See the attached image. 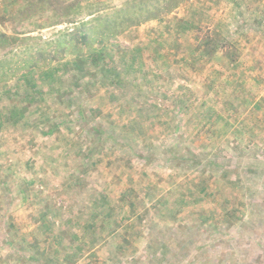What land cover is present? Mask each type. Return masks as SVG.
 Here are the masks:
<instances>
[{"label": "rangeland", "instance_id": "obj_1", "mask_svg": "<svg viewBox=\"0 0 264 264\" xmlns=\"http://www.w3.org/2000/svg\"><path fill=\"white\" fill-rule=\"evenodd\" d=\"M163 2L12 0L0 6V34L33 39L0 60L23 66L68 43L61 34L77 31L62 20L73 15L116 19L145 3L146 17ZM237 2L184 0L107 38L115 70L71 71L55 89L41 85L46 95L19 123L4 120L0 264H264V0ZM97 28H84V56L103 46ZM206 39L235 44L238 68L221 51L195 54ZM114 71L125 85L111 84ZM21 97L1 99L0 115ZM210 106L221 118L206 126Z\"/></svg>", "mask_w": 264, "mask_h": 264}, {"label": "trees", "instance_id": "obj_2", "mask_svg": "<svg viewBox=\"0 0 264 264\" xmlns=\"http://www.w3.org/2000/svg\"><path fill=\"white\" fill-rule=\"evenodd\" d=\"M183 1L184 0H164L161 7L160 5L153 4L154 7H152V12H156V14L154 15L153 13L147 15L146 17L142 13L144 11H147L148 13L151 11L147 7L148 5L145 3V6L143 3L141 4V6L126 5L124 9L120 10L118 18L116 19H102L101 16H99L93 17L92 20L85 21L84 18L78 20L80 18L79 15H73L71 18L62 20L72 23L77 31V34H61V37H71L66 38V42L68 43L63 44L61 42H55L57 44L54 49L55 51L49 52L48 54H46V50L44 49L37 50L32 54V56L30 55L31 57L29 55L27 57H24L23 62H25V65L23 66L20 65L21 62L16 65L13 62L0 60V85L3 86L2 88H0V100L3 98L11 99V97L13 96L21 97L19 88L24 91V95L20 99L21 105L12 103V105L7 108L6 118L4 117V114L0 115V129L3 126L5 119L12 122L13 124L19 123L20 120L26 116V112L29 110L32 102L37 98L38 94H40V96L46 95L45 93L41 92V89L39 88L41 85L45 84V86H52V88H54V84L58 79V81L61 82L65 81L67 75H69L71 71L74 72V70L85 72L90 70L91 67H100L105 73L111 70H115L112 65V62L114 61H112V58H110L111 61L108 59L109 57H111V55H108V49L107 47H105V43L108 40L107 38L116 37L118 34L127 31L132 27L140 26L145 22L151 20H159L161 19V14L171 13ZM233 1L236 2L235 4L237 6H240L237 0ZM92 15L93 13H88L87 16ZM102 20L105 22L102 23ZM93 22H98L97 30H99V34L97 40L102 43L103 46L100 49H94L92 53L84 56V48H92V42L89 41V33L85 31L84 28L89 24H92ZM32 39V37H23L22 39L15 37H6L4 34H0V49H8V47L16 44V42L18 41L24 43ZM234 46L235 44L228 41H223L221 44L219 42L211 44L210 39H206L199 44L200 48L196 50L195 54H198V51L201 54H198V56L213 58L218 52L221 51L225 55L226 62L229 67L237 69L240 63V59H237V57L234 56V53L230 49ZM68 53L74 54V61L65 60V57ZM137 62V59H133L131 61L129 60L127 63H129V67H132L134 64H137ZM20 68L24 71L21 73H17V70H19ZM115 72L116 71H114V75H112L111 84L118 86L125 85L124 79ZM236 79L238 81H241L243 78L241 75H239ZM14 80H16V88L14 90L7 88L8 82ZM146 83L150 84L149 81H147ZM69 89L70 87L67 86L66 92L68 94L71 93L70 91H68ZM174 99L175 109L179 108L180 105L185 104V102L187 101V97L184 94L175 96ZM210 99L213 100L214 97ZM158 106L160 105H156L155 107L158 108ZM215 115H217L216 109L210 106L206 107V109L204 110V114L200 118L203 119V124H206V126H208L214 120ZM220 118L221 117L217 115V119ZM149 120L153 122L152 128L154 129L158 125L157 123L160 121L158 115L150 116ZM207 122H209V124ZM224 122L226 126L229 124L228 121ZM167 128H171L170 132L173 133L176 130L173 129L172 126H168ZM163 132L168 133L165 132V130ZM202 191H204V188L202 189ZM46 226L49 228L50 224L47 223ZM75 238L78 237L76 236Z\"/></svg>", "mask_w": 264, "mask_h": 264}, {"label": "built area", "instance_id": "obj_3", "mask_svg": "<svg viewBox=\"0 0 264 264\" xmlns=\"http://www.w3.org/2000/svg\"><path fill=\"white\" fill-rule=\"evenodd\" d=\"M10 1H12V0H0V6L4 5Z\"/></svg>", "mask_w": 264, "mask_h": 264}]
</instances>
